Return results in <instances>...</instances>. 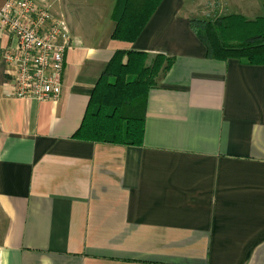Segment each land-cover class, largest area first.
Segmentation results:
<instances>
[{"label": "crops", "instance_id": "crops-1", "mask_svg": "<svg viewBox=\"0 0 264 264\" xmlns=\"http://www.w3.org/2000/svg\"><path fill=\"white\" fill-rule=\"evenodd\" d=\"M33 1L70 45L58 99L18 98L0 32V264H264V61L210 58L190 27L264 0H162L132 42L111 37L117 0ZM117 50L172 61L139 146L75 135Z\"/></svg>", "mask_w": 264, "mask_h": 264}, {"label": "trees", "instance_id": "trees-1", "mask_svg": "<svg viewBox=\"0 0 264 264\" xmlns=\"http://www.w3.org/2000/svg\"><path fill=\"white\" fill-rule=\"evenodd\" d=\"M162 0H117L112 18L113 39L132 42L141 33ZM190 27L210 58H238L249 64L264 61V15L248 20L228 14L214 20L193 18ZM125 55V60L123 57ZM117 50L97 79L75 135L94 142L139 146L143 142L148 92L155 77L171 60L156 54Z\"/></svg>", "mask_w": 264, "mask_h": 264}, {"label": "built area", "instance_id": "built-area-1", "mask_svg": "<svg viewBox=\"0 0 264 264\" xmlns=\"http://www.w3.org/2000/svg\"><path fill=\"white\" fill-rule=\"evenodd\" d=\"M0 32L15 40V45L6 47L1 54L13 71V95L56 101L70 45L64 21L33 0H7L0 9Z\"/></svg>", "mask_w": 264, "mask_h": 264}, {"label": "rangeland", "instance_id": "rangeland-1", "mask_svg": "<svg viewBox=\"0 0 264 264\" xmlns=\"http://www.w3.org/2000/svg\"><path fill=\"white\" fill-rule=\"evenodd\" d=\"M212 5V9L208 12L209 13V15L208 16H206L204 19H206V20H214V19H216L217 17H219L220 15H217L216 14V12H215V10H214V5H213V3L211 4ZM199 7H194V14H196V17L197 18H200L201 16H202V12L201 11H199ZM153 59V58H152ZM151 59V60H152ZM151 63V62H150Z\"/></svg>", "mask_w": 264, "mask_h": 264}]
</instances>
